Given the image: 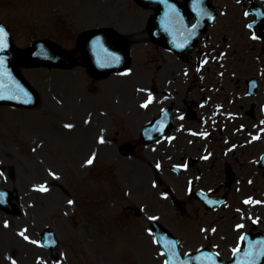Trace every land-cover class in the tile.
<instances>
[{"label":"flooded vegetation","instance_id":"flooded-vegetation-1","mask_svg":"<svg viewBox=\"0 0 264 264\" xmlns=\"http://www.w3.org/2000/svg\"><path fill=\"white\" fill-rule=\"evenodd\" d=\"M215 1L221 0H212V3ZM253 3L256 5L257 13L251 14L253 19L249 23H255V27L252 31L255 33L256 37L251 40V32L244 27L246 17L245 12H243L242 16L235 18L230 24L219 22L215 28L208 32L209 35L205 41L208 43L207 49L210 45H213L217 48L216 52L218 54H223L227 51L226 56L229 57L230 55H235L237 65L227 64L222 68L221 72L225 81H215L209 76H203V78L207 79L213 85H226L225 96L229 109L235 111V115L241 119V125L245 122L244 128L246 132L244 138H247L252 133H257V146L264 149V0H255L254 2H251L250 5ZM246 7L247 5L245 4L243 8ZM197 14V18L188 19L190 24H194V22H207L206 15L208 13L204 4L197 5ZM249 23L246 24V27L251 29ZM191 61L196 69L200 67L198 63L199 57L192 55ZM209 95L213 97L212 94ZM195 102L196 101H193L192 105L189 107H178L185 119L190 120L197 118V112L194 108L198 104ZM240 128H243V126H240ZM207 130L211 132L209 143L210 148H213L215 132L211 124L207 125ZM220 133L226 138L225 128H222ZM228 141H230L229 138ZM179 144L182 147H186V154L183 156L186 159L182 163L185 164L187 168L184 170L178 168L177 175H188V182H191L193 185H195L196 181L201 178L198 175L204 170L208 171L203 173L210 176L212 180H220L227 189H231L238 180H240L243 185L248 183L254 184L255 189L262 187V182L264 184V170L261 168L263 151L259 157L260 167L258 166L261 170L239 163V157H237V161H235L233 165L235 171L238 170V175L235 173V182L230 183L229 180L231 178L229 176L234 169L231 166H228V164H225L222 168L223 173H221V165L223 157L225 156V154H223L224 151L213 150L211 152V160L213 164H210L207 169L199 167L194 170L198 161L193 155L199 148L198 143H191L189 134L182 133ZM255 153H257L256 148L248 153L242 154V156L244 158L250 157L249 160H253V158H255ZM227 169H229L228 174L226 171ZM194 176L197 177L195 178ZM237 176L239 178H237ZM182 185V182L178 183L180 188H182ZM177 194L182 198V203L186 208V211H188L189 208H192L188 196H185L181 191ZM223 194L226 196V201L228 202L234 197L233 191L223 192ZM242 195L243 194H239V201H241ZM244 195L250 196L249 194ZM261 202L262 201L260 200V203ZM238 206H240V204ZM260 206H262V204H260ZM243 207L250 211H254V209L257 208V206L253 204L248 205L246 203ZM232 208V216H225L223 224L219 226V229L211 233L213 238L208 243L211 247L215 246L216 248L214 249H216L224 258L232 256L233 250L229 248V246L235 244V237L233 232H230L229 224H235L238 222H242L243 224L247 223L245 210L238 207L236 208L233 204ZM258 224L259 223L256 221L253 225H244L241 228V232L244 233L249 230L259 231L261 228Z\"/></svg>","mask_w":264,"mask_h":264},{"label":"rangeland","instance_id":"rangeland-1","mask_svg":"<svg viewBox=\"0 0 264 264\" xmlns=\"http://www.w3.org/2000/svg\"><path fill=\"white\" fill-rule=\"evenodd\" d=\"M78 2H80V4H77ZM97 13L98 9L96 0H49V2L48 0H0V21L4 22L12 30L14 39L20 46H25L29 44L33 39L43 36H50V38H53L57 42L64 44L65 41L68 40L70 33L74 31V29H76L79 21L80 24H82V28L95 26L98 23L96 17V15L98 16ZM67 16L69 21L70 19L71 21H73L70 25L69 23H67ZM76 31L78 33L79 29H77ZM23 71L26 74L28 72V77L32 81H38L39 72L37 69L24 68ZM49 72L55 74L56 70H51ZM42 75L44 74L42 73ZM44 77L45 78L41 76V82L43 86L52 83L51 79L47 80V75H44ZM82 77H84L83 72ZM77 79L79 78L77 77ZM55 82L56 80H54V82L52 83V89L55 87H60L59 82L57 84H55ZM76 94L78 96L79 92H76ZM77 96L75 98H77ZM46 101L49 102L51 107L54 105H58L57 103L52 102L49 99H46ZM63 102L67 106H70L72 103L66 100H63ZM74 103L75 101H73L74 109L72 110V112L76 110L77 113L78 107ZM70 107L67 108L69 109ZM52 110L53 111L51 113L49 112L52 118L49 123L52 128H47L51 131L58 129L57 125L55 124H58V117L63 118V115L57 112L55 108H52ZM32 116V110L12 109L7 107L2 117V121L4 122V124L3 126H0V135L2 136L0 137V141L2 142V157L5 159L8 165L12 164L17 168V184H21L22 188L27 187V189L29 188V184L33 177L31 151L32 139L30 138L31 131L34 130ZM103 122L106 123L107 119L103 120ZM100 125L101 123L98 124L97 127L99 128ZM76 140L77 137H74L73 135H70V137L68 136V138H64L61 142H54V140L52 139V146H54V148L49 149L48 151L51 166L53 165L55 168L60 167V165L56 164L58 163L57 156L60 155L59 150H62L64 147L71 148V151H69V153L72 157H74L73 150L77 148ZM57 143L60 144V148L57 147ZM6 178L11 179V177L9 176H7ZM143 199L147 200L148 195H146ZM23 204L24 206L26 204L29 205V202H23ZM3 218L0 217V236H13L10 231H7V228H5V226L1 225ZM5 218L7 221H9L10 218L14 219V217L10 216H5ZM15 222L17 224H20V227H22L23 229L24 227H30L32 225L30 208L24 207L23 214L20 217H17L15 220H12L11 223L9 222L8 225H13L15 224ZM24 235L25 234L17 235L19 241L21 242V245L19 247L23 253L27 251L32 252L29 246L25 244L26 242L23 239ZM9 243L10 240H8V244ZM141 243L143 246L142 249L138 250L136 245V251L134 252L135 259L137 257L138 259H140V257H149L150 250L147 249V252L144 254V243ZM119 247L122 249L124 246H122L121 243ZM114 255L115 254L111 251H107L106 254L103 255V257H108V259H111L112 257H114ZM19 259L21 260V264L28 263V260L25 258L24 254L19 255Z\"/></svg>","mask_w":264,"mask_h":264},{"label":"snow or ice","instance_id":"snow-or-ice-1","mask_svg":"<svg viewBox=\"0 0 264 264\" xmlns=\"http://www.w3.org/2000/svg\"><path fill=\"white\" fill-rule=\"evenodd\" d=\"M6 46L7 45L4 41V30L2 27H0V51H2L3 48ZM2 64H3V60H2V58H0V65H2ZM88 163L91 164L92 161L89 160ZM40 191H46V189L42 187V188H40ZM69 203H71V201H69ZM21 235H23V233H21ZM25 239H27V237H25Z\"/></svg>","mask_w":264,"mask_h":264},{"label":"water","instance_id":"water-1","mask_svg":"<svg viewBox=\"0 0 264 264\" xmlns=\"http://www.w3.org/2000/svg\"><path fill=\"white\" fill-rule=\"evenodd\" d=\"M2 54H3V53H2ZM9 76H12V75L10 74ZM2 85H3V87H5V86H7L8 84L2 83ZM4 89H5V88H4ZM27 95H28V93H27ZM3 96H5V95H3Z\"/></svg>","mask_w":264,"mask_h":264}]
</instances>
